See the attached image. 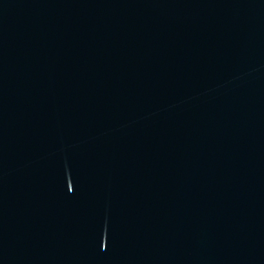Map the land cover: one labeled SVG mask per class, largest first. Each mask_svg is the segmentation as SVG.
<instances>
[{"label":"water","instance_id":"obj_1","mask_svg":"<svg viewBox=\"0 0 264 264\" xmlns=\"http://www.w3.org/2000/svg\"><path fill=\"white\" fill-rule=\"evenodd\" d=\"M0 264H264V0H0Z\"/></svg>","mask_w":264,"mask_h":264}]
</instances>
